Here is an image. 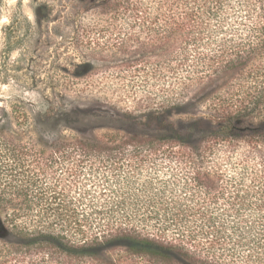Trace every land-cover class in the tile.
I'll use <instances>...</instances> for the list:
<instances>
[{
    "label": "trees",
    "instance_id": "obj_1",
    "mask_svg": "<svg viewBox=\"0 0 264 264\" xmlns=\"http://www.w3.org/2000/svg\"><path fill=\"white\" fill-rule=\"evenodd\" d=\"M101 8L119 23L120 51L142 45L154 60L142 69L160 87L163 112L191 105L190 90L208 96L207 110L181 129L163 117L152 135L111 130L55 144L93 162L73 168L71 180L98 194L65 193L69 224L83 228L49 223L17 253L28 264H264V0ZM86 200L99 208L78 209Z\"/></svg>",
    "mask_w": 264,
    "mask_h": 264
},
{
    "label": "rangeland",
    "instance_id": "obj_2",
    "mask_svg": "<svg viewBox=\"0 0 264 264\" xmlns=\"http://www.w3.org/2000/svg\"><path fill=\"white\" fill-rule=\"evenodd\" d=\"M103 2L0 0V264H28L17 253L23 237L49 223L65 233L83 228L69 224L73 208L64 195L98 194L71 180L73 168L93 162L54 152L55 144L98 140L111 130L152 135L163 117L181 129L207 110L208 96L191 90V105L159 108L160 87L142 69L154 60L142 45L134 55L118 49L123 34ZM87 203L78 209L99 208Z\"/></svg>",
    "mask_w": 264,
    "mask_h": 264
},
{
    "label": "flooded vegetation",
    "instance_id": "obj_3",
    "mask_svg": "<svg viewBox=\"0 0 264 264\" xmlns=\"http://www.w3.org/2000/svg\"><path fill=\"white\" fill-rule=\"evenodd\" d=\"M1 225H2V223H1ZM3 226H5V225L3 224Z\"/></svg>",
    "mask_w": 264,
    "mask_h": 264
}]
</instances>
